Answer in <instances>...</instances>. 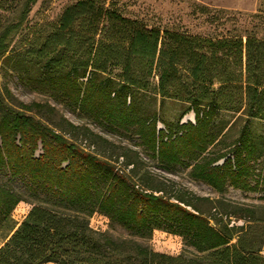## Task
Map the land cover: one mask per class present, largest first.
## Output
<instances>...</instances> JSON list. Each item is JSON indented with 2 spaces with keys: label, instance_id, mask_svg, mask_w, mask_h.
Here are the masks:
<instances>
[{
  "label": "trees",
  "instance_id": "1",
  "mask_svg": "<svg viewBox=\"0 0 264 264\" xmlns=\"http://www.w3.org/2000/svg\"><path fill=\"white\" fill-rule=\"evenodd\" d=\"M37 1L0 0V58ZM42 25L9 57L23 84L111 131L135 133L167 171L186 168L222 195L232 186L264 201L249 133L227 149L214 129L221 110L264 119V39L149 27L112 0H74ZM158 97L183 102L195 120L160 128ZM13 100L0 85V264H264V202L173 191L139 150L63 116L53 121L51 104ZM21 201L31 208L18 222ZM94 213L144 239L179 235L188 249L169 254L95 230Z\"/></svg>",
  "mask_w": 264,
  "mask_h": 264
},
{
  "label": "rangeland",
  "instance_id": "2",
  "mask_svg": "<svg viewBox=\"0 0 264 264\" xmlns=\"http://www.w3.org/2000/svg\"><path fill=\"white\" fill-rule=\"evenodd\" d=\"M74 0H38L33 6L29 15V24L13 37V40L6 52V58H0V85H6L14 96V103L19 101L25 103L42 102L51 104L56 108L52 115L53 121L59 123L61 116L77 125L91 128L96 133L113 141L118 145H126L140 151L146 160V167L159 179L164 180L170 189L182 187L198 195L211 198H225L228 201L244 203L249 206H260L263 204L260 191H242L228 186L222 195L212 186L189 175V169L177 167L172 172L164 169L161 164L149 157L144 152L143 146L139 145L140 139L135 133L123 131H111L92 119L82 115L78 110L70 109L63 103L53 99L46 93L35 91L23 84L13 67L16 51L32 39L45 24L58 18L63 7ZM109 1V0H107ZM116 7L126 16L139 19L149 27L160 29H173L186 31L204 36L220 37L223 35H243L253 33L264 39V0H112ZM35 74V70H31ZM18 101V102H17ZM143 105L147 107L150 103L149 95H144ZM160 128H166L167 124L194 121L193 111L184 113L186 104L181 101L158 97L155 105ZM226 112L221 110L214 118V129L222 131L224 143L227 149H232L234 143L249 133L255 147L254 160L256 172L252 182L258 179V174L264 170V119L254 117L248 118L243 112ZM87 143L86 139L82 144ZM20 182V181H19ZM18 183V185H20ZM17 185V186H18ZM31 208L28 201H21L13 211L15 221H21ZM258 215L264 218V208H259ZM91 226L98 231H107L118 238H134L145 242L154 250L169 254H178L188 249L181 236L163 230H155L152 237L144 239L131 235L120 227L112 224L110 220L100 214L94 213L90 217ZM238 224L242 222L238 221ZM264 254V248L262 249Z\"/></svg>",
  "mask_w": 264,
  "mask_h": 264
}]
</instances>
